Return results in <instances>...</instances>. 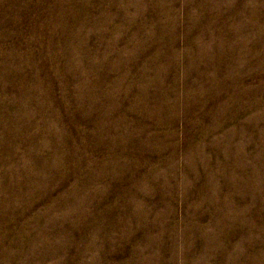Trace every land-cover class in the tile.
Wrapping results in <instances>:
<instances>
[{"label": "rangeland", "instance_id": "1", "mask_svg": "<svg viewBox=\"0 0 264 264\" xmlns=\"http://www.w3.org/2000/svg\"><path fill=\"white\" fill-rule=\"evenodd\" d=\"M0 264H264V0H0Z\"/></svg>", "mask_w": 264, "mask_h": 264}]
</instances>
